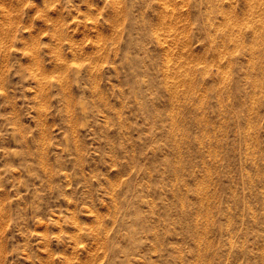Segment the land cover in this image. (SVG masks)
I'll return each mask as SVG.
<instances>
[{
    "label": "rangeland",
    "instance_id": "374dc122",
    "mask_svg": "<svg viewBox=\"0 0 264 264\" xmlns=\"http://www.w3.org/2000/svg\"><path fill=\"white\" fill-rule=\"evenodd\" d=\"M0 264H264V0H0Z\"/></svg>",
    "mask_w": 264,
    "mask_h": 264
}]
</instances>
